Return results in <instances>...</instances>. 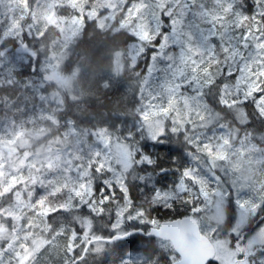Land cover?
Returning a JSON list of instances; mask_svg holds the SVG:
<instances>
[{"label":"trees","instance_id":"16d2710c","mask_svg":"<svg viewBox=\"0 0 264 264\" xmlns=\"http://www.w3.org/2000/svg\"><path fill=\"white\" fill-rule=\"evenodd\" d=\"M37 1L17 0L6 5L0 1V40L8 29L14 34L2 40L0 52L6 51L8 56L17 45L28 51L24 59L15 63L16 68L12 67V61L3 63L4 55L0 53V149L7 154L9 147L5 144L9 141L18 154L30 156L29 164L21 169L16 181L0 182V225L7 227L9 233L16 219L6 213L16 211L21 222L28 225L25 229L31 235L28 239L45 240L46 245L34 264H55V255L57 264L66 261L69 246H73L70 233L82 241L75 238L69 264H171L177 260L171 245L146 234L163 221L191 217L194 209L205 205L204 181L214 177L200 171L190 156L193 124L179 121L173 128L168 121L155 139L146 134L140 127L138 107L152 49L140 53L131 65L127 51L137 39L126 30L103 31L94 20L83 19L61 65L63 76L74 73L73 84L61 87L47 82L41 66L49 58L59 31L53 25L38 34L29 30ZM86 1L89 5L96 0ZM233 1V8L240 15L233 18V23H226L225 29L232 35L229 42L238 43L252 27L256 5L255 0ZM170 2L174 4L169 13L171 18L176 24L185 25V29L193 30L192 26L198 27L196 22L204 19L221 28L211 19L214 0H193L190 5L185 0ZM61 12L66 14L67 9ZM179 12H185L182 20ZM115 60L123 65L120 73L115 72ZM213 75V82L203 89L209 115L202 122L210 121L211 127L223 125L237 134L244 133L264 149V117L254 101L234 107L222 105V88L233 84L235 75L214 69ZM52 92H59V102ZM99 130H104L112 140L125 143L131 152V166L123 175L122 184L99 166L93 150L100 146L96 139ZM34 156L41 157L42 163L32 166ZM56 156L60 158L54 166ZM48 163L51 167L47 169ZM211 169L216 175L214 179L217 177L231 190L224 162L216 161ZM33 170H37L36 177ZM163 192L169 194L166 200L161 199ZM232 199L228 197L224 221L210 241L228 240L231 245L238 240L242 245L264 224V219L254 224L256 217L250 218L244 230L232 234L238 214ZM40 216L44 217L46 230L35 224ZM117 220L121 224L115 228ZM129 232L134 233L120 241H108L119 233ZM244 234L249 235L244 239ZM5 241L0 239V249ZM254 251V256H264V246Z\"/></svg>","mask_w":264,"mask_h":264},{"label":"rangeland","instance_id":"374dc122","mask_svg":"<svg viewBox=\"0 0 264 264\" xmlns=\"http://www.w3.org/2000/svg\"><path fill=\"white\" fill-rule=\"evenodd\" d=\"M0 1L6 5L11 2L15 4L17 0ZM185 1L189 5L193 2ZM214 1L215 10L211 19L218 22L220 29L214 27L208 19L195 21L199 26H192L193 30L185 29V25L180 22L176 24L169 14L174 5L170 0L129 4L125 0H96L89 5H86V0H38L29 19V30L35 34L48 25L55 26L59 31V38L53 43L50 56L41 66V71L47 82H55L61 87L73 84L74 73L63 76L61 65L67 58L69 45L81 30L84 18L94 20L103 31L126 30L131 33L137 39L127 51L131 65L140 53H144L147 48L152 49L138 107L140 127L151 139H155L163 132L165 122L170 121L173 128H176L179 121L193 124L190 156L196 161V167L214 178L216 175L211 166L216 161H222L228 167L231 190L217 177L205 179V205L198 206L191 214L203 235L209 239L224 221L228 197L233 198L238 210L232 234L238 235L244 230L250 218L256 217L253 221L256 224L264 219V149L255 145L244 133L237 134L223 125L211 127L208 125L210 121L202 122L209 115L203 89L213 82V69L219 73L235 75L234 83L222 88V105L234 107L251 100L264 117V0H255L256 12L252 27L238 43L229 42L232 35L225 29L226 23H233V18L240 15L238 9L233 8L234 1ZM62 9H67V13L63 14ZM178 14L182 20L185 12ZM14 30L19 29L15 26ZM6 35L14 37L13 31L8 29L0 43ZM222 37L225 40H221ZM0 53L4 55L3 63L9 64L12 61V67L16 68L15 63L24 59L28 51L23 45H17L8 56L5 55L8 54L6 51ZM114 69L116 73L122 72V63L115 60ZM51 95L60 101L59 92H52ZM96 139L100 146L93 150L98 156L100 168L109 171L111 178L122 184L123 175L131 166L132 156L128 146L112 140L104 130L97 131ZM5 145L9 147L7 154L0 149V182L6 179L7 183H12L17 180L21 169L29 164L30 156L18 154L9 141ZM74 146L72 143L71 147ZM59 158H54V166H57L55 160ZM31 163L32 166H35L34 163L40 164L42 158L34 156ZM50 167L48 163L46 168ZM31 172L36 177L37 170ZM168 195L163 192L161 199L166 200ZM6 216L16 219V224L13 223L14 227L10 228L9 233L7 227L0 225V239L6 240L4 248L0 249V264H10L11 261L12 264H34L35 257L46 245L45 240L33 237L28 239L31 236L25 231L28 225L21 222L16 211L8 212ZM35 224L38 229L46 230L44 217L37 218ZM120 224L121 220H117L115 228ZM247 235L244 234V239ZM75 238L82 241L70 233L73 246H69L66 261L59 264L70 263L69 255L75 247ZM227 241H211L216 252L214 262L264 264V256H254V249L264 246V224L250 234L242 245L238 244V240L231 245ZM53 260L57 264V255Z\"/></svg>","mask_w":264,"mask_h":264},{"label":"water","instance_id":"95a60500","mask_svg":"<svg viewBox=\"0 0 264 264\" xmlns=\"http://www.w3.org/2000/svg\"><path fill=\"white\" fill-rule=\"evenodd\" d=\"M134 232L115 235L108 241H120ZM143 234L142 231H136ZM147 237L167 242L178 259L171 264H209L214 261L215 249L210 240L201 233L199 225L189 216L163 221L148 230Z\"/></svg>","mask_w":264,"mask_h":264},{"label":"snow or ice","instance_id":"6c2138e0","mask_svg":"<svg viewBox=\"0 0 264 264\" xmlns=\"http://www.w3.org/2000/svg\"><path fill=\"white\" fill-rule=\"evenodd\" d=\"M161 150H164V149H163V146H161Z\"/></svg>","mask_w":264,"mask_h":264},{"label":"flooded vegetation","instance_id":"af4514ba","mask_svg":"<svg viewBox=\"0 0 264 264\" xmlns=\"http://www.w3.org/2000/svg\"><path fill=\"white\" fill-rule=\"evenodd\" d=\"M72 262V261H71Z\"/></svg>","mask_w":264,"mask_h":264}]
</instances>
